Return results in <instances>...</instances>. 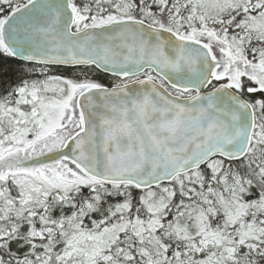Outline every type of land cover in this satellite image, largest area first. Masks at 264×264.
I'll use <instances>...</instances> for the list:
<instances>
[{"label": "snow or ice", "instance_id": "snow-or-ice-1", "mask_svg": "<svg viewBox=\"0 0 264 264\" xmlns=\"http://www.w3.org/2000/svg\"><path fill=\"white\" fill-rule=\"evenodd\" d=\"M0 264H264V0H0Z\"/></svg>", "mask_w": 264, "mask_h": 264}]
</instances>
